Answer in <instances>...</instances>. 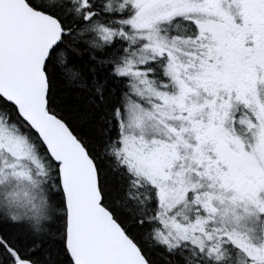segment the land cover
Here are the masks:
<instances>
[{
  "label": "snow or ice",
  "instance_id": "6c2138e0",
  "mask_svg": "<svg viewBox=\"0 0 264 264\" xmlns=\"http://www.w3.org/2000/svg\"><path fill=\"white\" fill-rule=\"evenodd\" d=\"M0 264H264V0H0Z\"/></svg>",
  "mask_w": 264,
  "mask_h": 264
}]
</instances>
